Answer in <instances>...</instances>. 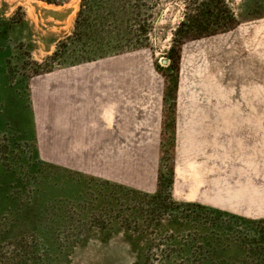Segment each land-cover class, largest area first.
I'll list each match as a JSON object with an SVG mask.
<instances>
[{
	"label": "rangeland",
	"instance_id": "374dc122",
	"mask_svg": "<svg viewBox=\"0 0 264 264\" xmlns=\"http://www.w3.org/2000/svg\"><path fill=\"white\" fill-rule=\"evenodd\" d=\"M189 2L141 0L93 46L73 35L79 0H0V264H264V130L247 133L264 128V0H214L232 29L182 45ZM77 75L159 88L158 147L121 162L161 191L43 156L35 113L47 133L49 81Z\"/></svg>",
	"mask_w": 264,
	"mask_h": 264
},
{
	"label": "crops",
	"instance_id": "0c3cea01",
	"mask_svg": "<svg viewBox=\"0 0 264 264\" xmlns=\"http://www.w3.org/2000/svg\"><path fill=\"white\" fill-rule=\"evenodd\" d=\"M102 61L101 58L89 64ZM77 76L79 81H49L47 133L40 129V124L45 123L43 114L40 110L35 113L37 137L43 156L52 165L146 192L157 191L158 175L150 176L148 183H140L143 179H137L127 167L128 163L123 165L121 162V151L158 147L159 88L152 92L145 91L143 81H120L118 75L111 81H80L84 77ZM145 98L152 99L151 104L144 105L141 100L145 101ZM254 128L249 127L251 130L247 133H262L264 130ZM127 156L130 157L128 153ZM136 181L139 183L136 184Z\"/></svg>",
	"mask_w": 264,
	"mask_h": 264
},
{
	"label": "trees",
	"instance_id": "16d2710c",
	"mask_svg": "<svg viewBox=\"0 0 264 264\" xmlns=\"http://www.w3.org/2000/svg\"><path fill=\"white\" fill-rule=\"evenodd\" d=\"M39 1L52 5H64L71 0ZM131 1L134 3L133 5L130 4ZM140 2L141 0H79V10L73 28L75 39H78L79 42L83 41L82 44H84L85 40H89V44H92L93 46L97 45L103 40L107 33L106 27L108 22L117 24L121 18L129 14H133L139 19L142 12ZM213 2L214 0H190L188 5H186L188 11L180 21L176 33L179 36L182 45L190 40L227 32L232 29L233 19H228L222 23H215L213 21L212 17L214 11L212 9L214 8L211 7ZM103 57L106 56H101V58ZM175 62L176 61H174V63ZM159 191L161 190L158 176L157 192ZM191 205H195L199 208L207 207L216 213L240 216L201 203L194 202L191 203ZM202 222L203 221H201V223ZM208 225H211L210 227L212 228H217V223L215 222H209Z\"/></svg>",
	"mask_w": 264,
	"mask_h": 264
},
{
	"label": "water",
	"instance_id": "95a60500",
	"mask_svg": "<svg viewBox=\"0 0 264 264\" xmlns=\"http://www.w3.org/2000/svg\"><path fill=\"white\" fill-rule=\"evenodd\" d=\"M163 63H166V60L165 59H163Z\"/></svg>",
	"mask_w": 264,
	"mask_h": 264
}]
</instances>
